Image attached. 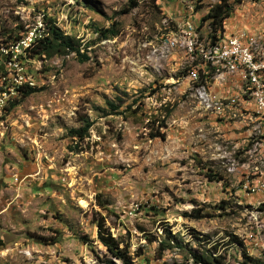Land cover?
<instances>
[{"label": "rangeland", "instance_id": "1", "mask_svg": "<svg viewBox=\"0 0 264 264\" xmlns=\"http://www.w3.org/2000/svg\"><path fill=\"white\" fill-rule=\"evenodd\" d=\"M216 2L0 0V52L20 54L49 14L89 56L0 54V264H121L97 239L96 220L134 264H195L188 249L201 253L210 245L202 237L231 234L238 243L225 246L222 264H264V151L251 144L264 124L231 98L236 75L210 66L200 19ZM113 22L118 33L100 37L96 28ZM223 28V39L264 40V0L233 4ZM19 83L36 90L22 96ZM204 91L220 109L200 102ZM115 96L118 110L135 98L143 113L108 111ZM83 118L92 120L87 136L69 135ZM155 128L164 136H150ZM194 203L210 215H185ZM163 228L183 248L158 250Z\"/></svg>", "mask_w": 264, "mask_h": 264}, {"label": "trees", "instance_id": "2", "mask_svg": "<svg viewBox=\"0 0 264 264\" xmlns=\"http://www.w3.org/2000/svg\"><path fill=\"white\" fill-rule=\"evenodd\" d=\"M154 3L156 0H149ZM200 2L201 0H197ZM242 0H217L206 12L204 16L201 17L200 23L203 24L204 22L208 23L209 31L206 35L205 40H208V45H213L210 41H214L217 37H221L222 32L224 31L223 22L225 18H227L231 11L232 6L235 3H239ZM139 0H129V7H135L138 5ZM200 3L195 5V10L200 8ZM99 32L100 37L108 38L116 35L119 31V28L116 25V22H113L109 27L104 28H96ZM9 39H12V42L19 44V41L22 39L21 36L18 34H11L7 33ZM216 40L214 41V43ZM20 45V44H19ZM21 53L16 54L13 50L9 49L3 54L5 59L8 61H15L17 55L19 58H31V57H52L55 55H61L68 52H75L77 55L78 60L84 61L89 58L86 52H81L78 46L75 44L74 38L65 33L58 24L56 23L55 19L50 16L49 14H43L38 21V25H36L32 33L29 37V40L25 46L20 45ZM7 47V46H6ZM14 56V57H13ZM13 57V58H12ZM211 66V65H210ZM212 70L214 71L213 67L211 66ZM14 69V68H13ZM7 69L4 68L1 70V75L5 76L7 73ZM203 76V75H202ZM16 91H18L22 96H26L36 90L35 87L29 86L27 83H19L15 85ZM136 99L133 98L130 103L125 106L124 110H130L131 113H136L139 111L142 114V107L141 102L137 104L134 108H132V104L136 103ZM123 102L120 96H115L114 100L107 99L105 100V108L108 111L113 112H123L124 110H118L119 106ZM104 109V108H102ZM152 116V115H151ZM163 118V117H162ZM92 124V120L87 118H83L81 123L77 127H71L67 130L69 135L75 136L79 139L87 136L88 129ZM160 126L165 127L164 120L160 119ZM150 136H164V131L155 128L154 132H150ZM211 178H219L221 176L209 174ZM196 206L192 207L187 215L190 218L199 219L204 216H209L210 214L207 212H203L201 206H197V203H194ZM96 236L97 239L105 246V248L109 251V253L117 258L121 264H134L133 256L129 252L127 244L122 243L119 239H116L114 236L110 234V232L104 228L101 221L96 220ZM164 229V237L159 241L158 250H162L168 248L170 246H177L183 248V244L181 243V238L178 237L176 234H172L169 229ZM199 239V237H196ZM149 239V238H148ZM54 240V239H53ZM52 240V241H53ZM151 240V239H149ZM200 240V239H199ZM201 240L204 242H209L210 245L205 247L201 253H197L194 249L189 248L188 252L193 258V263L195 264H222L225 259V246L230 243H238V239L235 235L231 234L229 240L227 242H216L215 240H211L209 236L202 237ZM222 245V246H221ZM221 246V248H220ZM224 246V247H223ZM248 256V255H247ZM249 257V256H248ZM245 264V261L242 262Z\"/></svg>", "mask_w": 264, "mask_h": 264}, {"label": "bare ground", "instance_id": "3", "mask_svg": "<svg viewBox=\"0 0 264 264\" xmlns=\"http://www.w3.org/2000/svg\"><path fill=\"white\" fill-rule=\"evenodd\" d=\"M238 38V35H229L223 39V42L236 41ZM238 48H222V40H216L213 45L208 46V54H205L210 58L211 62L209 63L215 74L225 71L230 75H236V78L241 82V95L246 101H251L254 96L264 94V40L246 37V40L238 41ZM233 62H237V67H225L226 64H233ZM250 65L257 67L253 70ZM199 99L208 108L216 110L221 108L222 101L210 98L205 91L199 94Z\"/></svg>", "mask_w": 264, "mask_h": 264}, {"label": "built area", "instance_id": "4", "mask_svg": "<svg viewBox=\"0 0 264 264\" xmlns=\"http://www.w3.org/2000/svg\"><path fill=\"white\" fill-rule=\"evenodd\" d=\"M189 21L191 28L193 27L190 20ZM263 39H264V34H263ZM215 40H222V48L223 47H233V49H239L238 48V41L246 40L245 36H239L238 40L236 41H231V42H223V37H217ZM214 40V41H215ZM214 41H210V43L214 44ZM253 70L257 67L256 65H250ZM225 67H237V62H233V64H226ZM237 75H238V68H237ZM229 76H234V75H229ZM238 88L241 89V86H238ZM212 92H215L212 89ZM243 109H245V114L246 113H253L255 117H261L262 118V124H264V94L262 96H254L253 99H251L250 103H247V105H240ZM262 135V142H255V139L253 143V148L260 149L264 151V134ZM264 190V179H257V187H256V193L262 192ZM246 240H251L246 239ZM255 247H258L257 244H255Z\"/></svg>", "mask_w": 264, "mask_h": 264}, {"label": "crops", "instance_id": "5", "mask_svg": "<svg viewBox=\"0 0 264 264\" xmlns=\"http://www.w3.org/2000/svg\"><path fill=\"white\" fill-rule=\"evenodd\" d=\"M234 79L237 81V84L235 85L236 86V92L234 93V94H232L233 96L231 97L232 99H239V101L237 100L236 101V103L238 104V105H244V103L242 102V101H240L241 99H240V93H239V91H237V88H238V84H239V81H238V79L236 78V77H234ZM234 84V83H233ZM264 194V193H263ZM260 195V194H259Z\"/></svg>", "mask_w": 264, "mask_h": 264}]
</instances>
